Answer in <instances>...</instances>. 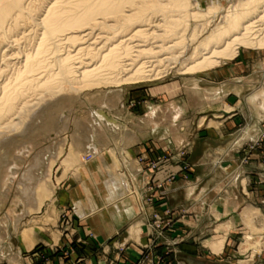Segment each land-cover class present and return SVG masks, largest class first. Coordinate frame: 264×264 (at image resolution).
<instances>
[{"label":"rangeland","instance_id":"rangeland-1","mask_svg":"<svg viewBox=\"0 0 264 264\" xmlns=\"http://www.w3.org/2000/svg\"><path fill=\"white\" fill-rule=\"evenodd\" d=\"M198 1L202 10L213 2L223 10L238 0ZM206 20L193 21L192 28ZM204 34L200 33L197 40H203ZM258 59L264 62V50L241 47L234 58L222 60L208 71L185 75L173 71L156 82L82 91L76 98L51 102L45 114L30 118L22 132L0 143V264H76L72 258L80 249L73 243L72 209L67 205L61 208L59 199L81 184L85 187L75 191V196L83 198L75 203L79 216L91 214L88 209L99 208L103 201L106 206L99 211L105 224L103 213L107 208L115 217L116 212L123 214L128 209L126 200L132 201L133 218L122 233L126 239L109 241L98 249L101 255L115 258L109 264H119L123 257L134 259L123 264H180L176 261L178 247L186 243H193L195 248H184L180 255L210 254L232 264H264V127L255 139L240 143L239 150H231L227 159H238V166L218 161L217 169L222 163L218 173L221 179L212 185L207 205L210 233L191 235L187 228L194 216L187 192L208 172L207 166L191 163L203 159L202 148L196 150L195 146L200 139L217 141L220 131L224 137L231 136L246 124L242 119L235 127L228 125L237 114L238 100L230 97L229 102L203 104V99L195 95L194 85L200 83L201 93L208 88L205 81L212 78L231 81L243 66L252 72ZM102 91L108 92L107 98L99 94L92 97ZM249 98L247 103L254 108ZM98 114L119 125L112 131L103 124L99 126L95 119ZM221 114L224 119L216 120ZM211 121H223V125L208 128ZM83 172L88 173L86 178ZM242 181L247 193L254 194L255 202L240 207L236 216L243 210V219L219 206L221 197L236 191L234 184L243 187ZM174 189H178L175 203L168 197ZM92 200L100 203L91 204ZM246 207L257 215L247 216ZM222 225L226 229L219 230ZM51 239L58 245H46ZM61 239L68 243L60 246ZM220 241H224L225 249L222 246L214 252L210 242ZM76 242L86 245L82 240Z\"/></svg>","mask_w":264,"mask_h":264},{"label":"bare ground","instance_id":"bare-ground-1","mask_svg":"<svg viewBox=\"0 0 264 264\" xmlns=\"http://www.w3.org/2000/svg\"><path fill=\"white\" fill-rule=\"evenodd\" d=\"M220 6L213 2L202 10L198 0H0V143L45 114L51 102L82 91L156 82L173 71L204 72L234 58L241 47L264 50V0ZM200 19L207 20L192 28ZM200 33L203 40L196 38ZM98 94L107 98L108 92L92 97ZM249 103L264 111V92ZM95 119L111 131L119 125L102 114ZM131 202L126 200L129 211L115 216L129 219ZM109 210L103 213L105 228L113 219ZM245 212L257 215L250 207ZM222 246L211 244L214 252Z\"/></svg>","mask_w":264,"mask_h":264},{"label":"crops","instance_id":"crops-1","mask_svg":"<svg viewBox=\"0 0 264 264\" xmlns=\"http://www.w3.org/2000/svg\"><path fill=\"white\" fill-rule=\"evenodd\" d=\"M243 66L244 63H241ZM239 66V65H238ZM249 68V67H248ZM241 69V70H240ZM240 72L237 73V75L234 77L233 80H227V81H217L215 79H211L209 81H205L206 86L208 87L205 91H200V83L194 85L196 94L199 95L202 100V103H221V102H229L230 97H234L236 100H238L237 104V114L233 115L232 119H230V123H228L229 126H237L239 122H242V119L245 120L246 124L242 130L236 132L235 134H232L231 136L224 137L222 135L221 131L219 132L221 135V138L217 141H214L213 139H200L198 141V146H195V149L202 148L203 152V159L201 162L198 160H192L191 163L197 162L199 165L202 164V166L208 167L207 174L199 178L198 184L196 187H193L191 192H187V202L191 206L190 210L193 212L194 215L192 220L193 222L188 223V229L191 233V235H197L198 233L202 234H209L210 233V222L211 219L208 217V208L207 205L210 203V189L212 185L218 184L219 180L221 179L220 176H218V173L220 172V167H222V163H220V166L217 164L218 161L222 162H228L232 163L233 166H238V159H227L230 157L231 150H239L240 146H242L243 141H249L255 139V137L259 134V132L264 127V111H254L253 108L247 103V99L253 94H261L264 92V62L261 59H258L253 63L252 66V72L246 71V69L243 67L239 68ZM221 74V73H220ZM190 87V86H189ZM193 87V86H191ZM250 99V98H249ZM217 101V102H211V101ZM206 106V105H204ZM248 107V108H247ZM227 122V121H226ZM223 125V124H222ZM238 135V136H237ZM236 137L235 140H233ZM241 137V138H239ZM233 140V141H232ZM213 167V169H212ZM243 170V177L246 178L247 174L244 169ZM252 178V177H251ZM247 179V178H246ZM241 181V176L239 183ZM236 189L234 190L232 195H229L226 198L221 197L219 200V206L223 205L222 207L225 209L227 213H230L232 216L236 218L242 217L241 214L237 217V213L245 203H251L255 204L253 193L250 195L247 193L245 189V181H242V188L241 185L237 187L236 184L233 185ZM85 186L84 184L77 186L75 189L71 190L67 194H64L60 197L59 203L60 207L64 206H70L72 211H69V216L71 220L73 221V229L76 234V238L73 241L75 244L74 247H77L80 249V251H77L78 254H74V257L72 258L73 262L76 261V264H109L112 262V260H115V258H109L107 256H103L100 254V247L104 245L105 243H108L109 241H112V243H116L118 241L122 242L126 239L125 233L122 236V233L126 230L127 223L133 218L128 219V221H124L121 216H115L112 220H108V228L104 227V223H102V218L100 215V209H103L106 204L102 201V206H99V208H95V214H89V215H83L79 216L75 212V203L80 202L81 198L79 196H75V191L78 189H83ZM233 189V187H232ZM177 190L174 189L171 190V192L168 193L169 200L173 203H175L177 199ZM196 190H199L200 193H196ZM198 192V191H197ZM229 193V191H228ZM227 193V194H228ZM253 199V200H252ZM229 202V203H228ZM249 206V205H248ZM247 208V207H246ZM245 208V210H246ZM90 210V208L88 209ZM244 210V211H245ZM241 216V217H240ZM226 229L225 226H220L218 229L220 230ZM93 235V237H91ZM91 237V238H90ZM123 239V240H122ZM82 240L85 242L86 245H78L76 241ZM217 241V240H216ZM50 246L51 245H58L57 242L54 240H47ZM56 242V243H55ZM190 242V241H189ZM215 242V241H214ZM224 242V241H223ZM231 242V241H230ZM68 243L66 239H61L59 244L62 246L63 244ZM210 244H213L210 242ZM181 245V244H180ZM179 246V244L177 245ZM230 246V245H229ZM2 247L0 246V251H2ZM224 247V245H223ZM82 248V249H81ZM184 248H195L193 243H186L182 245L181 247H178V255L176 257V261L180 264H232L228 261L223 260V258H219V261L215 259V257H212L210 254H208V257H198L195 256L193 253H188L187 255H180L182 254L185 249ZM225 249V247H224ZM83 252H82V251ZM223 251V250H222ZM225 251V250H224ZM213 253V252H212ZM224 257V255L222 256ZM133 259V257H131ZM129 257V259L131 260ZM111 259V260H110ZM121 259V258H119ZM128 257H123L119 264H123L126 261H130ZM134 260V259H133ZM15 261V260H13ZM53 262H56V259L53 260ZM114 262V261H113ZM18 264V263H16Z\"/></svg>","mask_w":264,"mask_h":264}]
</instances>
